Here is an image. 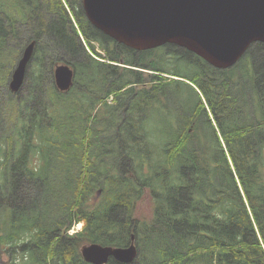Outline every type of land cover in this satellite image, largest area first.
<instances>
[{
  "label": "trees",
  "instance_id": "trees-1",
  "mask_svg": "<svg viewBox=\"0 0 264 264\" xmlns=\"http://www.w3.org/2000/svg\"><path fill=\"white\" fill-rule=\"evenodd\" d=\"M33 41L30 95L15 101L0 75L14 110L0 125L5 264H89L84 245L132 238L131 264H264L262 44L220 70L115 42L82 0H0V65ZM59 64L75 71L66 92ZM145 194L150 220L136 215Z\"/></svg>",
  "mask_w": 264,
  "mask_h": 264
},
{
  "label": "water",
  "instance_id": "water-1",
  "mask_svg": "<svg viewBox=\"0 0 264 264\" xmlns=\"http://www.w3.org/2000/svg\"><path fill=\"white\" fill-rule=\"evenodd\" d=\"M82 6L88 21L119 44L136 51L175 45L217 69L232 66L251 44L264 42V0H82ZM35 45L25 47L15 67L8 85L13 93L23 88ZM54 77L66 92L75 71L57 65ZM81 252L89 264H108L111 258L131 264L138 256L134 242L128 247L93 243Z\"/></svg>",
  "mask_w": 264,
  "mask_h": 264
},
{
  "label": "rangeland",
  "instance_id": "rangeland-1",
  "mask_svg": "<svg viewBox=\"0 0 264 264\" xmlns=\"http://www.w3.org/2000/svg\"><path fill=\"white\" fill-rule=\"evenodd\" d=\"M66 4V3H65ZM255 44V43H254ZM257 44V43H256ZM262 44V43H259ZM263 45V44H262ZM27 46V45H26ZM25 46V47H26ZM264 46V45H263ZM25 49V48H24ZM87 49L90 51V49L87 47ZM23 52V51H22ZM91 52V51H90ZM256 50H254V55L256 54ZM15 53L16 51L11 50V54L10 57L6 60V61H2L1 60V65H0V75L1 76H10L12 77V74L15 70V68H12L13 64L18 63L17 59L15 58ZM244 57V56H243ZM32 62V61H31ZM30 62V63H31ZM239 62V61H238ZM237 62V63H238ZM17 65V64H16ZM61 65V64H59ZM236 65V64H235ZM234 65V66H235ZM33 66V63L31 64V67ZM233 66V67H234ZM16 67V66H15ZM231 67V68H233ZM30 68V66H29ZM229 68V69H231ZM217 69V68H216ZM29 70V69H28ZM220 70H224V69H220ZM10 81V80H9ZM32 79L31 77L29 78L28 76V80H26V86L23 87L19 92L14 93L15 96V101H19L22 98H24L25 96H29L31 93V88H30V83H31ZM9 85V84H8ZM141 88V87H140ZM9 99V92L8 89L5 87H0V125L2 124L1 122V115L2 113L5 112H13L14 110L12 109V104L10 103V101H8ZM101 193H99L100 195ZM21 193H19L18 198H20ZM136 215L138 218L142 219V220H150L152 218L153 215V205H152V199L150 198V196L148 194H145V196L140 200V202L137 205V210H136ZM83 223H77L75 224L69 231L68 234L69 235H74L77 232H80L82 229ZM80 230V231H79ZM132 241H134V238H132ZM138 250V249H137ZM8 260L6 259L5 255H0V264H5Z\"/></svg>",
  "mask_w": 264,
  "mask_h": 264
},
{
  "label": "bare ground",
  "instance_id": "bare-ground-1",
  "mask_svg": "<svg viewBox=\"0 0 264 264\" xmlns=\"http://www.w3.org/2000/svg\"><path fill=\"white\" fill-rule=\"evenodd\" d=\"M256 43H262V44L264 45V42H260V41H259V42H256ZM252 45H253V44H251V45L248 47V49H247L248 51H249V49H250V47H251ZM248 51H247L243 56H245V55L248 53ZM95 54H96V53H95ZM243 56L239 59V61L243 58ZM235 64H237V63H234L232 66L227 67V68H223V69H224V70L229 69V68L233 67ZM79 231H80V230H79ZM73 236H74V235H73ZM132 242H134V241H132ZM132 242H131V244H132ZM131 244H130V245H131ZM130 245H129V246H130ZM84 246H85V245H84Z\"/></svg>",
  "mask_w": 264,
  "mask_h": 264
}]
</instances>
